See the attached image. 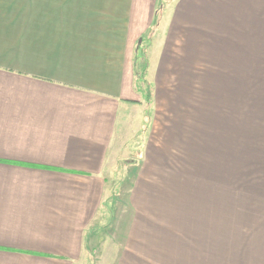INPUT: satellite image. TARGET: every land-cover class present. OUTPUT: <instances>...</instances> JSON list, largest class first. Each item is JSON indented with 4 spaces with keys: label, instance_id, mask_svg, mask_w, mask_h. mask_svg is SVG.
Instances as JSON below:
<instances>
[{
    "label": "crops",
    "instance_id": "crops-1",
    "mask_svg": "<svg viewBox=\"0 0 264 264\" xmlns=\"http://www.w3.org/2000/svg\"><path fill=\"white\" fill-rule=\"evenodd\" d=\"M164 82L241 98L226 161L248 219L228 221L224 250L129 249L137 233H114L116 264H264V0H0V264H87L114 173L131 177L132 203L176 171L183 93Z\"/></svg>",
    "mask_w": 264,
    "mask_h": 264
},
{
    "label": "rangeland",
    "instance_id": "rangeland-1",
    "mask_svg": "<svg viewBox=\"0 0 264 264\" xmlns=\"http://www.w3.org/2000/svg\"><path fill=\"white\" fill-rule=\"evenodd\" d=\"M139 46L140 49L145 47L143 44ZM144 81L138 78L136 83L147 103L153 87L146 78ZM161 86L164 90L175 89L183 93L182 98L179 97L183 101L182 114L185 113L183 135L186 140L187 134L189 142L183 144L179 141L176 171L170 168L163 172V176L147 178L146 185L151 192L142 196L138 194L132 203L129 199L134 198L133 189L130 191L128 187L131 177L119 174V171L115 172L116 175L114 173L109 179L114 192L110 211L113 224L105 229L104 241L90 244L87 264L117 263L112 252L125 248L127 242L113 241L111 235L114 233H137L138 241L128 243L129 249L224 250L226 234L230 232L228 221L235 230L240 227L242 219H248L249 207L242 208L241 205L239 167L232 168L230 178L226 161L230 117L233 116V125L239 124L241 98L209 97L205 96V90L198 96L194 83L164 82ZM189 109H192V116ZM135 145L131 147L136 152L139 147ZM170 160L174 162V159ZM120 166L122 170L124 163ZM127 190L129 194H126ZM135 216L138 219L136 224ZM167 233L175 236L167 237ZM142 234H147L149 239L140 240L144 239Z\"/></svg>",
    "mask_w": 264,
    "mask_h": 264
},
{
    "label": "trees",
    "instance_id": "trees-1",
    "mask_svg": "<svg viewBox=\"0 0 264 264\" xmlns=\"http://www.w3.org/2000/svg\"><path fill=\"white\" fill-rule=\"evenodd\" d=\"M134 70L138 76L137 78H139L141 81H144L146 70H147L146 48L145 47L140 49L138 46V49L135 55V60H134ZM147 97H149V94H147Z\"/></svg>",
    "mask_w": 264,
    "mask_h": 264
}]
</instances>
